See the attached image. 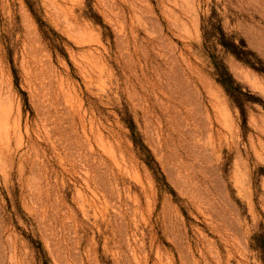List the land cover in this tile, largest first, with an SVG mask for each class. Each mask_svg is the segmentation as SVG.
I'll return each instance as SVG.
<instances>
[{"label":"rangeland","instance_id":"rangeland-1","mask_svg":"<svg viewBox=\"0 0 264 264\" xmlns=\"http://www.w3.org/2000/svg\"><path fill=\"white\" fill-rule=\"evenodd\" d=\"M0 264H264V0H0Z\"/></svg>","mask_w":264,"mask_h":264},{"label":"trees","instance_id":"trees-1","mask_svg":"<svg viewBox=\"0 0 264 264\" xmlns=\"http://www.w3.org/2000/svg\"><path fill=\"white\" fill-rule=\"evenodd\" d=\"M225 47L227 49H229L231 51V54L239 61H241V54L239 52H236L237 47L233 44H229V45H225ZM243 62H245L246 64L250 65L249 62H247V60H243ZM252 67V66H251ZM223 87L227 88V90H231L232 86H231V79L228 78L227 82H223Z\"/></svg>","mask_w":264,"mask_h":264}]
</instances>
